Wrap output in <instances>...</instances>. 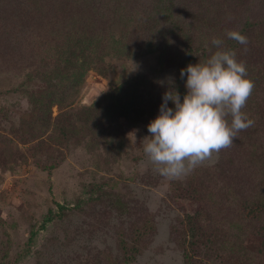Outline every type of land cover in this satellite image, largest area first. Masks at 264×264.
Instances as JSON below:
<instances>
[{
	"label": "rangeland",
	"instance_id": "obj_1",
	"mask_svg": "<svg viewBox=\"0 0 264 264\" xmlns=\"http://www.w3.org/2000/svg\"><path fill=\"white\" fill-rule=\"evenodd\" d=\"M66 2L0 0V264H116L122 258L118 236L131 239L129 229L141 228L146 216L152 235L130 264H183L175 230L185 215L200 207L181 198L173 184L197 170L208 201L202 207L214 215L212 223L221 226L230 243L219 247L226 253L222 256L231 257L232 264H264L254 234L258 223L240 218L244 201L264 203V26L250 33L248 44L236 51L255 84L243 109L254 125L238 133L230 148L214 153L187 174L168 179L154 171L142 141L150 135L147 126L159 115L168 86L165 78H174L175 68L168 62L177 60L173 50L137 57H127L126 49L107 51L105 71H85L77 88L64 80L71 87L66 103L72 110L65 116L70 124L67 146L60 144L54 120L38 118L35 128L27 120L29 94L45 92L49 84L61 86L49 74L65 73L63 53L77 55L81 42L91 48L112 35L99 37L93 30L101 24L91 27L82 17V23L73 26ZM198 4L208 23L194 27L203 63L217 50L211 43L214 37L228 48L231 39L226 33L237 31L245 11L253 16L247 0ZM127 25L138 28V22ZM121 29L125 31L123 24L112 30L117 40ZM131 32L126 41L132 39ZM65 46L70 48L66 52ZM90 107L94 113H87ZM52 113L56 118V106ZM87 120L93 123L89 129L84 126ZM57 162L55 168H45ZM57 205L65 209L41 226L49 210L58 214ZM31 226L35 235L24 251Z\"/></svg>",
	"mask_w": 264,
	"mask_h": 264
},
{
	"label": "trees",
	"instance_id": "obj_2",
	"mask_svg": "<svg viewBox=\"0 0 264 264\" xmlns=\"http://www.w3.org/2000/svg\"><path fill=\"white\" fill-rule=\"evenodd\" d=\"M66 1L64 7L68 9V13H73L72 17L68 19V21L72 22L73 26L82 23V21H79L82 17L91 27L101 24L97 30H93V33L99 37L106 32H110L109 34L112 35L106 41L97 42L91 48L87 41L81 42V46L78 48L79 54L77 55L73 51L70 57H68V53H63V60L61 61L65 63L61 62V70L65 73L58 77L53 72L49 74L51 76L50 80H56L61 86L49 84L45 92L29 94L31 108L27 114V120L31 121L33 128H35L33 121H37L38 118H41L42 122L54 120L56 123L55 128L57 127L56 133L62 140L60 144L67 146L70 124L69 119L65 118V116L69 115L72 110L71 108L67 109L70 104L66 103L68 88L71 87L64 84L63 81L71 80L70 85L77 88L83 82L85 71L89 69L99 72L105 71L107 66L103 61L105 60L104 56L107 51L111 50H114L113 53H117L120 50L126 49L127 57L143 56L148 53H162L164 49L173 50L176 53V57L178 56L177 60L168 62L175 68L174 86L180 93L182 102L183 96L186 94V76L184 79H181L180 70L186 68L189 64L195 65L200 63L201 58H198L199 51L197 49L199 43L197 35H195V28H205L208 24L205 21V17L199 14V12H202V7L198 4L200 0ZM239 1L241 3L245 2V0ZM247 2L249 4L247 11L250 12L253 18L245 11L243 14L245 18L240 20L242 22H240L237 31L249 38L250 33L256 28L264 26V0H247ZM193 4L196 5L198 10L192 7ZM102 19L106 20L104 21L105 23ZM131 22H138L137 30L127 25ZM103 23L106 24V30L101 27ZM121 24H123L125 31L123 29L120 30L121 33L117 40L114 38L115 32H112V30L114 27L115 29L118 28ZM61 31L63 32V29ZM67 31L70 30H66L65 32ZM128 31H133L130 33V35L132 33L133 35L131 40L126 41L125 38ZM69 33L70 36L71 32ZM101 38L104 39L103 37ZM203 48L204 46L201 49ZM241 48V44L232 39L230 40L228 49L238 51ZM63 49L66 52V49L70 48L65 46ZM149 50L151 51L148 52ZM65 55L67 58H65ZM79 58L82 60H79ZM73 59H75L74 63L72 62ZM169 103V107L174 108L172 102ZM54 106L58 108V115L53 119L52 112ZM86 111L87 113H94L95 110H92L90 107ZM66 112L68 114H65ZM25 121L26 119L22 122L21 126L25 124ZM92 124L87 120L84 126L89 129ZM57 165L58 162L45 168L51 170ZM215 167V170L219 171L221 165L219 164ZM199 171H193L185 181L173 184V188L179 192L178 195L181 198L198 203L200 207L193 214L185 215L180 220L179 228L175 230L177 231V243L182 250L183 264H232V258L222 256L226 253H222L221 249H219V247L230 243L227 242L223 230L219 228L221 226L212 223L214 215L207 210V207H202V204L208 201L201 186H199ZM228 176L233 177L231 173ZM57 208L58 214L54 215L53 211L49 210L43 218L41 226L51 222L54 217L59 216L65 209V206L57 205ZM240 209L243 210L240 212L241 219L258 223L257 229L254 232L258 237L257 253L264 258V203L244 201L240 205ZM152 231L151 220L146 216L145 223L141 228L133 226V230L129 229L131 239H126V237L119 235L117 247L122 251V258L121 262L116 264H130L133 262L136 256L148 244ZM34 235V226H31L29 237L24 245V251L30 248ZM227 248L231 250L232 246L228 245Z\"/></svg>",
	"mask_w": 264,
	"mask_h": 264
},
{
	"label": "clouds",
	"instance_id": "obj_3",
	"mask_svg": "<svg viewBox=\"0 0 264 264\" xmlns=\"http://www.w3.org/2000/svg\"><path fill=\"white\" fill-rule=\"evenodd\" d=\"M226 36L248 44L239 31H228ZM211 43L217 50L206 61L180 70L181 79L186 76L182 102L174 78H165L168 90L159 115L147 126L150 135L142 141L143 151L162 177L187 174L214 153L230 148L238 133L254 125L243 111L255 87L246 62L237 59L235 50L224 48L222 39L214 37ZM169 102L174 108L168 107Z\"/></svg>",
	"mask_w": 264,
	"mask_h": 264
}]
</instances>
